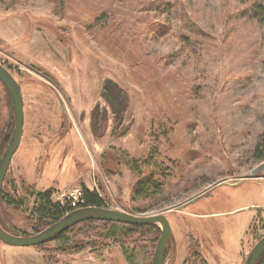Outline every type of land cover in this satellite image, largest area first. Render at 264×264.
<instances>
[{
    "label": "rangeland",
    "instance_id": "obj_1",
    "mask_svg": "<svg viewBox=\"0 0 264 264\" xmlns=\"http://www.w3.org/2000/svg\"><path fill=\"white\" fill-rule=\"evenodd\" d=\"M252 3L264 7V0H0V64L23 106L1 192L15 188L27 202L25 213L0 198L2 225L34 234L30 193L51 189L67 203L70 191L86 187L104 208L164 214L171 238L163 264H243L264 234V169L250 175L264 163L252 157L264 135V24L247 17ZM159 4L170 10H154ZM178 8L206 34L196 52L176 33ZM6 100L0 87V121ZM139 241L77 252L50 250L59 241L40 249L0 242V264H151L157 240L152 248Z\"/></svg>",
    "mask_w": 264,
    "mask_h": 264
},
{
    "label": "trees",
    "instance_id": "obj_2",
    "mask_svg": "<svg viewBox=\"0 0 264 264\" xmlns=\"http://www.w3.org/2000/svg\"><path fill=\"white\" fill-rule=\"evenodd\" d=\"M154 8H161L163 10L162 13H167L170 10V6L167 4H159L157 5V7H153V9ZM245 9H247L246 15L249 19H252L257 23L259 22L260 24H264L263 6L252 3ZM175 12L177 15L176 17L178 18L176 33L179 35V39L186 40L188 44L187 46H189V50L191 52H196L200 45L203 43L199 38L205 36L206 34L204 35L202 33L201 28L195 22H193L181 8H178ZM257 15H259V19H256ZM0 87L2 88L4 98L6 100L7 96L5 90L1 84ZM113 96L114 95H112V97ZM6 121L7 118H4V120L0 121V151H3L2 149L3 147L5 148L6 142L8 140V132L7 130H5ZM252 157L256 160H262L264 158L263 134L258 136L257 138V141L252 150ZM13 189L14 190L12 195L4 194L1 192L0 186V198L3 204L16 209H21L26 213L27 211L23 209L27 204L25 197H18L15 192L16 189ZM81 192V202L77 206V208L105 207L102 197L95 191H90L86 187H82ZM30 194L33 196V204L26 216L30 222L29 224L33 233L42 230L49 224L55 222L65 214L74 210L70 207L68 202L60 203L59 201L54 200V193L51 189H46L41 192H34ZM149 194L145 195L148 196L149 199H154V193ZM0 226L5 231L14 235H29L25 232H21L20 234H17L14 231L12 232L4 227L1 222ZM159 233L160 230L156 224L129 225L117 222L87 220L69 227L65 231L53 237L47 243L59 241V245L57 247L50 249L57 252L65 250L77 252L87 246L112 247L117 245L119 247H122V249H124L123 247L125 246L126 249L128 245L130 246L131 243H133L134 245L138 244L140 242L139 239L141 238L147 245V247L148 245L150 247H153ZM42 246L43 244L34 247L40 249L42 248ZM256 264H264V253L260 256Z\"/></svg>",
    "mask_w": 264,
    "mask_h": 264
},
{
    "label": "water",
    "instance_id": "obj_3",
    "mask_svg": "<svg viewBox=\"0 0 264 264\" xmlns=\"http://www.w3.org/2000/svg\"><path fill=\"white\" fill-rule=\"evenodd\" d=\"M0 84L5 90L8 99V116L5 130L13 122L10 136L3 151H0V186L5 177L10 160L15 153L22 135L23 106L19 85L11 73L0 64ZM264 169V163L253 172ZM87 220L117 222L129 225H159L160 234L152 253L151 264H163V255L167 242L171 238V227L164 214L137 216L118 210L103 207H83L75 209L42 230L31 235H14L0 226V242L14 247H34L49 242L53 237L69 227ZM264 253V234L254 243L245 256L243 264H256Z\"/></svg>",
    "mask_w": 264,
    "mask_h": 264
},
{
    "label": "built area",
    "instance_id": "obj_4",
    "mask_svg": "<svg viewBox=\"0 0 264 264\" xmlns=\"http://www.w3.org/2000/svg\"><path fill=\"white\" fill-rule=\"evenodd\" d=\"M67 202L69 203L70 207L75 209L77 208V206L80 204V199H81V195L82 192L80 189H75L70 191L69 194H67Z\"/></svg>",
    "mask_w": 264,
    "mask_h": 264
},
{
    "label": "flooded vegetation",
    "instance_id": "obj_5",
    "mask_svg": "<svg viewBox=\"0 0 264 264\" xmlns=\"http://www.w3.org/2000/svg\"><path fill=\"white\" fill-rule=\"evenodd\" d=\"M93 116H94V115H93ZM93 116H92V117H93ZM103 117H104L103 121H105V113H104V115H102V118H103ZM254 170H255V169H253V170L251 171L250 175H252V174L254 175V173H255V172H253ZM239 182H240V181H236V182H232V183H229V184L233 186V185L238 184ZM241 185H242V184H241ZM191 203H192V202H191ZM187 204H190V203H187ZM187 204H186V205H187ZM255 208H256V206L254 207L253 205H251V206L247 207L246 209H247V210L254 209V211H255V210H256ZM257 208H258V207H257ZM190 236H191V235H190ZM259 238H260V237H259ZM259 238H258V239H259ZM258 239H257V240H258ZM195 247H196V244H195L194 242H191V250H192V252H194L195 250H197Z\"/></svg>",
    "mask_w": 264,
    "mask_h": 264
}]
</instances>
